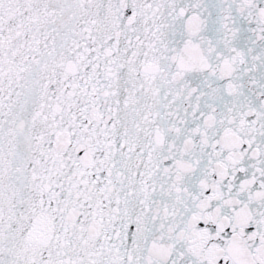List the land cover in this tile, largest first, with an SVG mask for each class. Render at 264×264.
<instances>
[{"label":"snow or ice","instance_id":"1","mask_svg":"<svg viewBox=\"0 0 264 264\" xmlns=\"http://www.w3.org/2000/svg\"><path fill=\"white\" fill-rule=\"evenodd\" d=\"M0 264H264V0H0Z\"/></svg>","mask_w":264,"mask_h":264}]
</instances>
